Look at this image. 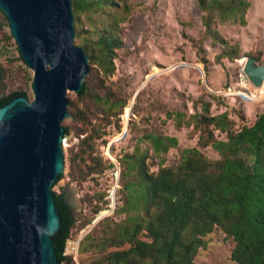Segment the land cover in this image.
I'll return each instance as SVG.
<instances>
[{
  "label": "trees",
  "instance_id": "16d2710c",
  "mask_svg": "<svg viewBox=\"0 0 264 264\" xmlns=\"http://www.w3.org/2000/svg\"><path fill=\"white\" fill-rule=\"evenodd\" d=\"M195 1L203 12L205 34L212 43L222 45L217 58H237L238 43H229L216 25H245L249 1ZM71 4L75 44L89 59L84 90L68 97L67 105L77 138L69 148L68 173L81 184L113 167L98 153L96 140L106 134L113 119L118 121L126 103L105 81L114 73L116 49L122 43L120 24L128 18L131 5L128 0H71ZM0 26H8L1 10ZM10 36L6 34V38ZM18 58L25 64L20 54ZM200 60L207 63L204 56ZM7 75V67L0 63V106L26 95L23 89H8ZM193 102H199V111L188 115L166 111L176 128L192 126L197 134V144L180 149L176 163L165 164V154L177 146V138L151 131L143 133L133 150L120 157L121 203L114 209L119 218L104 217L84 234L78 254L105 253L82 264H195L198 249L206 243L203 237L215 226L234 240L231 258L235 264H264V109L251 119L235 109L240 119L235 127L227 110L210 114V102L204 93ZM61 124L67 134L69 125L64 119ZM221 133L224 137H219ZM207 146L217 152V158L202 151ZM150 156L158 159L156 170L150 169ZM105 195L104 191L85 194L82 201H96L91 207L96 214L107 203ZM91 219L81 214L80 224ZM75 228L76 220L70 225L68 237ZM59 264L77 263L66 255Z\"/></svg>",
  "mask_w": 264,
  "mask_h": 264
},
{
  "label": "rangeland",
  "instance_id": "374dc122",
  "mask_svg": "<svg viewBox=\"0 0 264 264\" xmlns=\"http://www.w3.org/2000/svg\"><path fill=\"white\" fill-rule=\"evenodd\" d=\"M248 1L245 25L227 22L216 25L229 43L239 45V56L229 60L217 58L222 45L212 43L211 37L205 34L201 18L203 12L195 0H128L131 11L120 24L122 43L116 49L115 70L105 81L126 103L118 115V121L113 119L106 127V134L96 140L98 153L113 167L81 184L74 181L68 173L67 157L69 148L77 142V138L71 126V115L64 118V123L69 125L67 134L62 138L64 168L60 178L52 185V191L62 193L66 182L77 189L75 202L80 208L75 219L76 228L69 238L79 234L83 237L104 217L119 218L114 212L121 203L118 193L119 159L125 152L133 150L143 133L151 131L177 138V146L171 147L165 154L167 165L179 160L180 149L197 144V134L192 126L176 128L166 111L178 110L187 115L199 111V102L193 101L204 93L205 100L210 102V114L227 110L236 127L240 119L235 109L241 110L245 119L254 118L264 109V100L248 101L239 95L224 94L228 86L238 89L239 74L247 57H258L254 63L256 65L264 63V0ZM101 23L99 18L98 24ZM6 34L11 35L9 25L0 26V63L8 69V89H23L27 98L32 99V70L18 58L17 44L12 35L6 38ZM201 56L207 59L206 64L201 62ZM66 95L68 99L74 97L75 93L70 91ZM219 137H224V134H219ZM202 151L211 158L218 157L210 146L202 148ZM157 161L155 156L147 159L151 170L157 169ZM100 191L105 192L107 203L104 209L92 214L91 207L96 201L83 202L82 197ZM81 214L91 216V221L81 225ZM203 238L206 243L198 249L195 264H235L231 258L234 240L225 236L218 226ZM103 253L105 251L77 253L73 259L77 264H82Z\"/></svg>",
  "mask_w": 264,
  "mask_h": 264
},
{
  "label": "water",
  "instance_id": "95a60500",
  "mask_svg": "<svg viewBox=\"0 0 264 264\" xmlns=\"http://www.w3.org/2000/svg\"><path fill=\"white\" fill-rule=\"evenodd\" d=\"M0 10L33 70V98L0 106V264H59L80 207L74 185H52L64 168L66 94L83 92L88 57L74 43L71 0H0ZM254 63L247 57L242 71L260 85L264 63Z\"/></svg>",
  "mask_w": 264,
  "mask_h": 264
},
{
  "label": "built area",
  "instance_id": "2783aa9c",
  "mask_svg": "<svg viewBox=\"0 0 264 264\" xmlns=\"http://www.w3.org/2000/svg\"><path fill=\"white\" fill-rule=\"evenodd\" d=\"M238 89L235 87L228 86L226 89V95H239L244 100L248 101H263L264 100V80L260 85L253 84L246 74L242 71L239 74ZM82 238V234L75 236L74 238H69V244L67 246V254L71 255L73 258L78 253L79 241Z\"/></svg>",
  "mask_w": 264,
  "mask_h": 264
},
{
  "label": "bare ground",
  "instance_id": "6f19581e",
  "mask_svg": "<svg viewBox=\"0 0 264 264\" xmlns=\"http://www.w3.org/2000/svg\"><path fill=\"white\" fill-rule=\"evenodd\" d=\"M32 70V69H31ZM32 72H33V70H32Z\"/></svg>",
  "mask_w": 264,
  "mask_h": 264
}]
</instances>
